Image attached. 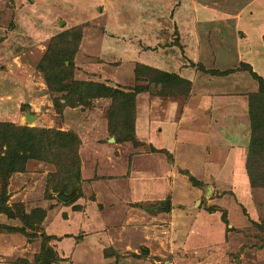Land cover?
Wrapping results in <instances>:
<instances>
[{"label": "rangeland", "instance_id": "obj_1", "mask_svg": "<svg viewBox=\"0 0 264 264\" xmlns=\"http://www.w3.org/2000/svg\"><path fill=\"white\" fill-rule=\"evenodd\" d=\"M218 1L219 8L230 7L229 13L223 14L218 9L201 5L193 13L188 12L190 18L195 15L200 23V50L197 49L200 61L197 64L204 65L208 70L202 71L201 67L193 66L196 78L190 90L185 83L172 89L169 83L152 80L156 74L152 70L146 73L140 68L137 79L129 70H133L134 66L128 69L122 64V70L117 71L107 55L111 47L116 49L119 46L109 41L107 44L110 47L104 45L105 51L99 48L102 45L101 33L112 30H108L106 19L101 18L99 13L102 7L94 5V0H0V122L75 133L79 145L77 140L72 145H78L77 166L80 171V178L72 179L68 172L57 174L62 171L61 165L27 158L22 170L9 175L4 205L11 208L15 216L0 212L3 216L0 222L5 220V223H0V233L5 236L8 232L20 233L22 238H16L15 243L11 240L16 252L20 250L16 253L17 257H6L5 254V260L11 257L18 260L21 256L22 260L18 262L21 264H28L29 260L32 264H43L44 260H50V264H79L75 256L76 248L71 246L70 241H60L69 246L66 252L54 241L62 240L63 233H59V237L46 233L47 228L57 225L61 218L75 221V228L82 223L76 234H70L73 244H77L80 237L88 238L87 235L93 233L92 239L95 236L96 242L101 240L99 247L102 254L108 256L115 240L123 238L120 231L126 230V217L133 216L139 225L146 226L150 243L142 246L150 251L142 249L136 257L137 261L127 251L117 264H143L138 259L143 260L149 252L151 257L148 259L152 264L161 258L175 262L181 258V264L190 261L198 264L205 260L203 258L208 252L221 262L216 264H264V184L259 183L255 176L258 183L251 185L245 167L253 135L247 93L257 90L258 82L246 69L247 66L242 67L247 62L264 78V0ZM113 9L108 8L107 11L111 18H117ZM128 12L126 18L130 15L134 18L133 11ZM72 26L81 32L77 45L79 53L73 55L70 67L68 59L63 66H58L66 72V83L84 82L85 91L91 94L84 96L82 102L75 106L66 105L58 110L55 98L61 103L65 95L51 87L62 84L47 82L43 68L52 65L58 54L62 39H57L58 34ZM221 26L223 28H219ZM154 27L159 33L160 24L155 23ZM147 30L150 31L149 28ZM171 39L166 41V46L179 45L178 38L174 36ZM182 42L181 48H184L186 41ZM154 43L146 49L154 50L152 54L157 57L161 43L157 46ZM210 48L218 54H210ZM182 50L184 55L177 53L176 56L179 65L168 67L169 72L185 73L189 57ZM143 62L137 64L160 66L154 59ZM213 68L238 69L226 75H216L209 72ZM118 80L124 86L119 85ZM101 85L131 95L114 99L115 94L102 92ZM114 106L121 107V110L113 111ZM183 112L186 113L184 117ZM237 125L240 128L244 126L243 134L241 130L236 132ZM163 126L168 127L170 134L175 132L179 142L189 136L193 142L190 149L178 142L179 146L170 151V144L163 142L160 131L156 129ZM176 144L171 143L173 146ZM72 145L68 146V151L65 149L67 159L76 153ZM61 150L65 154L63 147ZM58 155L62 157L60 152ZM176 155H179L177 159ZM258 156L264 164V152ZM67 159H61L65 165ZM160 169L162 174L156 171ZM149 170L153 176H164L160 185L166 182L170 186L167 198L160 196L163 203L159 206L160 209L166 207L165 201L171 200L169 207H172L173 214L170 211L161 216L162 221L153 222L152 214L143 213L138 208L140 204L132 205L141 202L143 209L157 217L155 210L159 206L154 198L145 200V188H135L137 182L147 179ZM62 181L66 182V187L56 186ZM73 188L77 189V193L71 200L64 202L57 197L59 191L69 192ZM3 190V178L0 176V208H3ZM126 203L130 205L126 208L132 209V212L124 215L121 208H125ZM36 208L45 211L39 221L38 216L32 213ZM112 208L117 209V215ZM21 212L30 215L24 220L20 217L23 216ZM185 214L192 215L186 218L187 223L194 227L192 239L200 237L196 242L198 255L185 245L181 248L178 242L181 231L176 233L175 229L177 224L185 223ZM141 217L143 220H139ZM172 217L174 225L170 222ZM94 219H97V224L101 219L103 224L96 226ZM153 223L155 226L152 227ZM204 231L206 236L202 238ZM100 236L102 239H99ZM172 237L173 249L169 246ZM207 247L212 248L211 252ZM202 249L207 250L201 253Z\"/></svg>", "mask_w": 264, "mask_h": 264}, {"label": "crops", "instance_id": "obj_2", "mask_svg": "<svg viewBox=\"0 0 264 264\" xmlns=\"http://www.w3.org/2000/svg\"><path fill=\"white\" fill-rule=\"evenodd\" d=\"M254 1H256V0H254ZM207 2H208V5H204V3L207 4ZM209 2H210V4H209ZM219 2L220 1H218V0H94V5L100 4L101 5L100 7H102L101 12H99V13L102 14L101 18L106 19L107 24H108L106 26H107L108 30H112L111 32L101 33L99 38L102 39V41H101L102 45L99 48H101L102 51H105L106 48L104 47V45L110 47V45L107 44V43H109V41L113 42L116 46H119L116 49L114 47H111V50L109 51V53L107 55V57H108L107 59L110 62H112L113 65L115 64L114 68L119 72L122 70V67H123L122 64H124V66H127L128 69L131 68L132 66H134V68H135L137 63H139V62L144 63L143 61H145L147 59H149L150 61L151 60L153 61V59H154L160 64V66L153 65L154 68H156L158 70L169 72L170 68L168 69V67H176L179 65V62H178V59L176 58V56H177V53H178V55L183 54L182 49H184L185 55H187L189 57L188 59H189V65L190 66L188 65V67L184 70L185 71L184 74H178V75L184 79H187L190 82L189 88L191 90L192 86L195 85V79L194 78H196L195 77L196 75H194L195 73L193 72L195 65H191V64L192 63L196 64L200 61L197 58V56L199 55V50H200L199 49L200 32H198V30L200 29V23L198 22L199 21L198 18H194L195 15L193 16V18H190L188 15V12L193 13L195 11V8L199 5H201L202 7H206L208 9H214V10L218 9V10L222 11L223 14L225 12L229 13L228 11H229L230 7H228V9H221V8H219L220 7ZM243 2H247V1L244 0ZM13 6H14V4H13ZM133 7H135V8H133ZM108 8H111V9L114 8L113 10H116L117 18H111L110 13L107 11ZM16 9H19V7H16ZM128 11H130V13L133 11L134 18H132L131 15H130V18H126V15H129ZM139 11H143L142 12L143 14H139L138 13ZM18 12H19V14H22L20 9L18 10ZM235 20L238 21V18H235ZM155 23L160 24V27H158L159 33H157V27H154ZM17 27H18V22H17L16 26L14 27L15 31H16ZM147 28H149L150 31H148ZM219 28H223V26H221ZM262 29H264V28H262ZM222 32H224V30L220 31L221 34H222ZM174 36L176 38H178V42H179L180 46L179 45H168V46H166V44H167L166 41L172 40L171 38H173ZM220 37L222 38V36H220ZM37 38H41V37L37 36ZM182 41H186V42H184V43H186V46L184 48H181V46H183ZM151 43L156 44V46L159 43L162 44V45L159 44L160 46H158V50L156 52V54H158L159 56L155 57V55L152 54V52H154V50L146 49V47L150 46ZM135 46L137 48H135ZM178 47H179V50H178ZM197 49H199V50H197ZM210 51H211L210 54H212V55L218 54L212 48H210ZM130 57H132V58H130ZM214 57H216V56H214ZM123 59H125V60H123ZM134 68H133V70L129 69L131 71V74H132V71H134ZM188 68L193 69V70L190 71V69H188ZM205 69H207V68L205 67ZM213 69H215V68H213ZM227 69H230V68H225V69H219L218 68V70H220V71H224ZM173 73L177 74V72H173ZM117 83L121 86H124V84L122 82H120L119 80L117 81ZM199 97H200V95H199ZM187 107H188V104H187ZM187 112H188V108H187ZM190 113H191V111L189 112V114ZM182 114H184L182 116V117H184L186 113L183 112ZM185 118H187V117H185ZM243 123L246 124V121L243 120ZM167 128H168L167 126H163V127H157L156 129L158 130L157 132L160 131V137H163L162 138L163 142H168L170 144V151H173L175 149V146H176V148H177V146H179V144H178L179 141H178L177 135H175V132L173 133L171 131V134H170V132H168ZM240 130L242 131V134H243L245 131L244 126L242 128H240V125H237L236 132H239ZM166 132H167V135H166ZM172 133H173V135H172ZM228 136H229V133L227 132V137H225L226 142L228 140ZM238 136L240 137L241 134H238ZM186 137H187V140L180 141L179 143H182L183 147L185 145L186 149H190V145L193 144V142L189 140V136H186ZM171 138H172V141H170ZM173 142H174V144L177 142L178 145L177 144L174 146L171 145V143H173ZM171 146H173V147L171 148ZM178 157H179V155H176V159ZM172 159L174 162V156H172ZM150 165H152V164H150ZM174 165H175V163H174ZM160 166H161V164H160ZM156 171L158 173H161V172H159V171H161V169L156 170ZM161 177H164V176L159 175V174H157V177L151 175L150 170H149L147 179L143 182H137V185H136L137 187H135L136 190H138L140 187H144L145 188L144 189V195H143L144 199L149 200V199L154 198L153 200L155 202H157V206H159V204L163 203L160 201V196H163V199H165L166 192L170 188L169 184L164 182V181H163L164 183L160 185V180L163 179ZM149 196H152V198H149ZM125 197H127V196H125ZM135 203H138L136 205L140 204L139 205L140 207H138V208H140V210H142L143 213H147L148 215L152 214L153 217H151V218H152L153 222L154 221H162L161 216H163L165 214H169V212L172 210V207L171 208L169 207V205H171V200H168V199L165 201L166 207H161V209H160V206H159V208L157 210H155L157 217H155L154 213H149L147 210L143 209V207H141V202H134V203H132V205ZM103 205H104V203H103ZM125 205H126L125 208H121V206L120 205L119 206L121 208V213L122 214L125 213L124 215H127V214L132 212V209L128 210V208H126V207L130 206L128 203H126ZM123 209H125V210H123ZM99 210H102V209H99ZM111 210L113 211V213H116V215L118 214L117 209L113 210V208H112ZM157 211H158V213H157ZM161 213H163V214H161ZM172 214H173V212H172ZM135 215L136 214H134V216ZM96 216L97 215H95V217ZM0 217H3V216H0ZM189 217H192V215L186 216V214H185V216H184L185 223L181 222V224L179 226L177 224L175 232L178 233L179 231H181L180 235H179V239H178V242L180 241V244H179L180 247L182 248L183 245H185L187 248L189 247V249L191 250L192 253H196L198 255V250H196L197 249L196 242L200 239V237H195L194 240L192 239V235H193V229L192 228H194V227L192 226V224L189 225L187 223L188 220L186 218H189ZM126 218H127L126 219L127 223L129 225L128 224H126V226L124 225L126 227L125 231H123V229L121 231L119 230L121 232V234H122L121 236H123V238L120 240H118V239L115 240V242L111 245V250H109L108 256H105L102 254L101 248L99 247V245L102 244L101 240H99V243H98L95 240V236H93L94 238L92 239L91 235L93 233L87 235V237L89 236L88 238H86V237L81 238L80 237V239H78L77 244L72 243L73 237H71L70 234H76V232H75L76 229H81L80 227H82L81 226L82 223L80 225L77 224V228H75L76 227L75 221L72 222V220H70V219L67 220L66 218L65 219L61 218L60 221L57 222V225H55L54 227L52 226L50 228L48 226L49 229L47 228L46 233L47 234L49 233V235H53L55 237H59V235H60L59 233H63L62 234V236H63L62 240H54V241L56 242V244L60 245V247L65 250V252L68 250L69 246L66 247L64 245V243L61 244L60 241L65 242V239H67L66 242L70 241L71 246L74 245V247L76 248L75 256L77 257V262H79V264H117L120 261V259L123 258L122 256L127 251H129V253H132V258L137 261L136 257L140 255V252H142V249H146V250L148 249L147 252L150 251L148 247L143 248V246H142L145 243L146 244L150 243V239L148 241V234L145 232V231H147L146 226H144L145 224L139 225L138 220L133 216H129V217L127 216ZM144 219H146V218L144 217ZM139 220H143V218L141 217V218H139ZM4 221H2L0 223H3ZM76 221L78 223V220H76ZM170 222H172L174 225L173 217H172V219H170ZM94 223L97 226L100 223L103 224V221L101 219H98V224H97V219H94ZM175 223H178V222L176 221ZM153 226H155L154 223H153L152 227ZM189 227H190V229H189ZM57 230H59V231H57ZM97 230H100V229H97ZM103 230H105V229H103ZM12 232H14V231H12ZM120 232H118V234ZM200 232H203V231H200ZM6 234L7 235L5 236L3 233H0V264H21V263H18V262H20V260H22L21 256L19 257L18 260L12 258L13 255L15 257H17L16 253L20 250H17V252H16L15 244H12L11 240H13L15 243L17 240L16 238L20 239V238H22V235L20 233H15V232L14 233L8 232ZM212 234H213V232H212ZM210 235H211V233H210ZM172 236H173V233H172ZM203 236H206V231H204V233L201 237L203 238ZM100 237H99V239H102V236H100ZM68 238L70 240H68ZM118 238H120V237H118ZM144 239H147V240L145 241ZM21 240H23V239H21ZM169 240H171V238H169ZM173 243H174V241H173V237H172V240L169 242V246H172L171 249H173ZM144 246H146V245H144ZM207 249H208V247H207ZM211 249L212 248L209 247L208 251L210 250V252H211ZM203 250L206 251L205 249H202L201 253L203 252ZM5 254H7L6 257H8L9 255H11L12 257L8 260H5V258H4ZM150 255L151 254L149 252V254L144 256L143 260H141V258H139L138 261H142L143 264H148L150 261V259H148V258L151 257ZM64 256H66V255H64ZM162 259L163 258L154 260L153 264H160L159 261H161ZM179 259H181V258H178V260L176 259L177 262L172 261L173 259L172 260L170 259V261L172 264H181L180 263L181 261H179ZM203 259H205V260H203V262L198 263V264H216V262L221 263L219 260L211 257L209 252H208V255H206ZM29 263L32 264V262H30V260H29ZM219 263H217V264H219ZM149 264H152V262ZM187 264H194V263H193V261H190V263H187Z\"/></svg>", "mask_w": 264, "mask_h": 264}, {"label": "trees", "instance_id": "obj_3", "mask_svg": "<svg viewBox=\"0 0 264 264\" xmlns=\"http://www.w3.org/2000/svg\"><path fill=\"white\" fill-rule=\"evenodd\" d=\"M80 33L81 32L77 30L75 26L69 27L59 33L57 39H62L60 40V43L58 45V54H56L52 65L47 66V68H43L44 78L47 82L50 83L55 81L58 82V84H62L57 87H51V89L53 90L64 92L63 96L65 95L64 101L61 103L60 100H57V97L55 98L56 108L58 110L59 108L61 109L62 106L66 105L75 106L76 103L82 102V98L84 96H87V94H91L90 92L87 93L88 91H85L86 83L84 82L69 81L68 83H66V72L59 68V66H63V63H65L66 59H68L69 61L68 66L70 67V65H72L71 59L73 58V55L79 53V46L77 45L78 40H80L81 38ZM68 42H71L72 44L69 46ZM65 56L69 58H66ZM191 65H197L198 67H201L202 71L208 72V70L205 69L203 65H200V63H192ZM242 65H244L242 66L243 68L247 66L246 69L249 71L251 76L258 82L257 90H251L247 93L249 105L248 114L253 135L251 136L252 141L250 140L249 142V151L245 167H247L246 172L248 173V178L251 185H255L258 183L255 176L258 177V181H260L259 183L264 184V164L258 156V154L264 152V78L256 71L252 70L248 63H243ZM68 66L66 67L69 69ZM140 68L146 70V73L149 72V70L155 71L156 74L152 77V80L156 82L160 81L163 83H169L171 88L173 87L172 89H176L180 83L187 84L188 89L190 87V82L187 79L180 77L178 74L158 70L148 65L137 64L133 71L135 74V78L138 76V74H140ZM237 69L238 68H230L224 71L211 69L209 70V72L216 75H226ZM101 86L103 88L102 92L115 94L114 99L122 95H131L129 93H124L120 90L117 91L116 89L107 87L105 85ZM115 109L120 111L121 107L114 106L113 111H115ZM75 140H77V144L79 145L77 135L71 131L56 130L53 128L45 127H30L28 125L16 126L9 122H0V176L3 178L4 187V190L1 195L3 199V208H0V212L5 211L8 213L9 216H15L12 213L11 208H7V206L4 205V202L7 199V181L9 175L13 171L22 170L24 168V164L26 163L27 158H36L40 160L51 161L54 164L56 163V165L59 167L61 165L62 171H59L57 174L64 175L65 172H68L67 175L70 178H80V171L77 166V161L79 158L78 145H72ZM70 145L74 146L73 150L76 151V153L73 157L67 159L68 157L66 156L67 152L65 153V149L68 151V146ZM3 146H5V148H3ZM61 147L64 148L63 152L65 154L62 153ZM59 152L62 154V157L60 155V158L58 155ZM63 157L67 159L66 161L68 163L65 162L66 165L63 162L65 161L63 160ZM59 185H64V187H66V182L62 181L59 184H56V186ZM5 208H7V210H5ZM32 213H35L36 216H38L39 221L43 218L45 211L44 209L36 208L33 210ZM21 214H23V216L20 217L24 220L27 215H30L24 214V212H21ZM227 229H230V227ZM45 259L47 260V258ZM49 261L50 260H44L43 264H50L51 261Z\"/></svg>", "mask_w": 264, "mask_h": 264}, {"label": "water", "instance_id": "obj_4", "mask_svg": "<svg viewBox=\"0 0 264 264\" xmlns=\"http://www.w3.org/2000/svg\"><path fill=\"white\" fill-rule=\"evenodd\" d=\"M26 116H29L27 113H26ZM29 119H31V117H28ZM110 139H113V138H110ZM77 193V189L76 188H73L71 191L69 192H65L63 190L59 191V193L57 194V197L64 201V202H67L69 200H71Z\"/></svg>", "mask_w": 264, "mask_h": 264}, {"label": "built area", "instance_id": "obj_5", "mask_svg": "<svg viewBox=\"0 0 264 264\" xmlns=\"http://www.w3.org/2000/svg\"><path fill=\"white\" fill-rule=\"evenodd\" d=\"M159 263L160 264H172L171 261H170V259H166V258L163 259V260H161V261H159Z\"/></svg>", "mask_w": 264, "mask_h": 264}]
</instances>
